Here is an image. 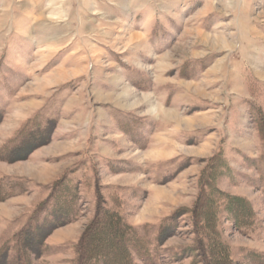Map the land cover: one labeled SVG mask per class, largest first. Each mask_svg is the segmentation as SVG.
Listing matches in <instances>:
<instances>
[{
	"label": "rangeland",
	"instance_id": "1",
	"mask_svg": "<svg viewBox=\"0 0 264 264\" xmlns=\"http://www.w3.org/2000/svg\"><path fill=\"white\" fill-rule=\"evenodd\" d=\"M45 202L30 264L91 225L132 264H264V0H0V244Z\"/></svg>",
	"mask_w": 264,
	"mask_h": 264
},
{
	"label": "trees",
	"instance_id": "2",
	"mask_svg": "<svg viewBox=\"0 0 264 264\" xmlns=\"http://www.w3.org/2000/svg\"><path fill=\"white\" fill-rule=\"evenodd\" d=\"M46 204L47 202H45L42 207L38 209L36 214L34 213V215L31 216L24 227H22L15 235L0 244V264H30V259L32 260L33 257L35 259H39L41 257L46 248V238L52 231L60 226L59 224H56L57 222L54 220L56 214L55 211L57 210V208H55L56 206L52 208L49 213H47L45 207ZM102 225L105 227L110 226L111 224L106 220L102 222ZM91 229H94L92 225L87 228L86 233L82 236L77 246V264H132L129 252L133 250L138 251L136 252L138 254H141L142 252L140 246H134L133 244L135 242L127 240L123 241L124 244L120 241L117 242L114 240L112 244L113 248L110 249V251H105V245L103 246V250L88 248L85 246V241L94 239V235L90 234ZM116 237L118 239L124 238L123 235L119 236V233H117ZM104 243L106 242L104 241ZM107 245L108 244H106V246ZM112 250H114V252H118L120 257L113 260L109 258L108 256L112 253ZM141 256L145 255L143 254ZM221 262L224 264H232L226 253Z\"/></svg>",
	"mask_w": 264,
	"mask_h": 264
}]
</instances>
